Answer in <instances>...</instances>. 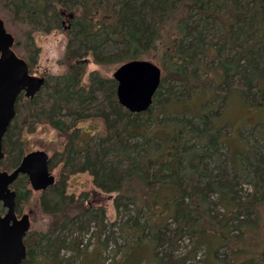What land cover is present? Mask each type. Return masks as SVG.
Instances as JSON below:
<instances>
[{
	"label": "trees",
	"instance_id": "1",
	"mask_svg": "<svg viewBox=\"0 0 264 264\" xmlns=\"http://www.w3.org/2000/svg\"><path fill=\"white\" fill-rule=\"evenodd\" d=\"M0 19L13 36L12 50L27 62L30 74L39 53V48L31 42L33 31L39 24L48 30L52 23L65 19L68 22L63 31L67 37L65 73L53 87L50 99L42 101L41 105L35 100L18 105L17 98L12 122L14 119L18 122L10 123L2 140L1 170L15 168L23 156L20 131L34 122L59 131L65 137L61 157L68 167L67 172L90 171L97 187L116 192L115 202H124L126 209L131 206L135 213L130 222L120 227V232L130 241L125 251L127 261L131 260L137 246L141 250L140 257L134 255L135 261L143 263L141 252L150 243L154 247L167 243L173 248L181 236L196 235L212 243L207 236L213 235L216 238L213 243L217 244L215 233L225 239V234L231 230L237 234L244 232L243 216L258 210L257 195L264 187V158L255 155L249 160L243 151L237 152L242 155H236L233 175L222 165H216L215 173L211 169L206 174L208 168L204 169L202 163L206 153L211 156L218 144H226L219 134L223 127L218 123L219 117L211 116L214 112L211 102L224 101L230 93H236L245 105L264 109V0H0ZM211 34L215 35L207 42ZM259 43L262 44L256 48ZM231 45L238 49L234 56H227V47ZM107 46L118 48L115 63L151 57L152 53L160 51L162 62L171 70L162 76L161 82L169 76L172 81L201 92L204 87L195 76L185 74L182 69L189 64L194 69L208 70L206 73L213 74L216 89L226 86L225 92L216 93L213 89L200 110L192 114L195 122L178 118L190 110L183 108L180 113L172 110L176 98L159 109L153 108L161 84L147 111L131 113L118 104L114 88L106 86L108 82L115 87L114 80L92 72L85 82L78 69L81 56L86 54L94 63L102 64ZM214 57L221 59L211 70L207 63ZM236 75H240L237 83L230 84L231 77ZM70 102H76V107H70ZM34 109L37 113L32 112ZM174 112L176 118L170 119ZM141 117L144 119L140 122ZM74 119L101 123L95 146L88 142L90 137L79 136V128L67 127ZM134 139L140 142H132ZM189 140L194 142L189 145ZM112 153L115 165L106 161ZM242 167L251 174L253 187L244 198L237 182ZM202 176H206L207 182L201 188L198 180ZM63 183L60 180L44 191L51 193V197L42 195L40 206L52 216V224L43 234L34 236V232H27L23 240L26 257L21 264H34L35 253L68 247L64 239L52 238L55 233L68 227L81 228L82 220L90 219V213H95L87 195L77 198L67 195ZM12 189L16 193V212L18 204L30 195L27 177L20 176ZM209 192L215 193L216 202L230 212L224 214L226 221L220 217L212 223L208 219ZM259 199L264 203L263 198ZM3 211L0 205V213ZM99 212L102 213L98 222L101 226L104 212ZM232 217L235 222L229 230L227 219ZM207 223H212V227ZM226 226L228 231L224 230ZM161 229L170 230L172 235L162 238ZM228 241L231 245L235 239ZM169 257L170 254L164 255L165 264H175ZM153 260V264H161V260ZM259 264H264V259Z\"/></svg>",
	"mask_w": 264,
	"mask_h": 264
},
{
	"label": "rangeland",
	"instance_id": "2",
	"mask_svg": "<svg viewBox=\"0 0 264 264\" xmlns=\"http://www.w3.org/2000/svg\"><path fill=\"white\" fill-rule=\"evenodd\" d=\"M67 26L68 22L65 19L61 23H52L48 27V30L39 24L38 29L33 31L31 42L39 48V53L36 58V63L30 67V72L33 76H43L45 85L32 99L25 97L22 93L18 96V105L26 104L29 100H35L38 102V105H41L42 101L50 99V95L53 93V87L58 83L60 75L65 73L64 53L67 46V37L63 31ZM215 34H211L207 42ZM261 44H256V48ZM237 49L238 47L235 45L227 47V56H234ZM117 51L118 48L115 46H107L102 64L94 63L88 54L81 56V64L78 69L83 73V81L87 82L92 72H96L103 78H111L113 80L112 74L121 64L114 62V57L117 58ZM151 55V57L145 56L142 59L151 61L159 66L162 79V76L165 73L168 74V71L171 70L167 69L166 65L162 62L163 59L160 56V51L154 52ZM220 59V57H214L213 61L207 63V67L213 70V67L216 66ZM182 69L185 74L194 75L199 84L204 88L201 92L197 93L189 85L187 86L172 81L169 76H166V79L160 83L159 95L156 98V103L153 105V108L159 109L162 104L174 102L171 100L176 98L178 100L175 101L176 104H172L175 106L172 110H176L178 113L183 112V108L190 110H184L185 112L178 116V118L195 122L192 119V114L200 110L202 103L211 95V91L217 87L212 79L213 74L206 73L208 70L204 72L203 69H194L189 64L185 65ZM239 78L240 75L231 77L230 84L237 83V79ZM106 86L113 87L114 92L116 91V82L115 87L112 86V83L108 82ZM225 87L220 86L219 90L216 89V93L218 91L224 93ZM75 103L70 102L69 106L74 108L76 107ZM211 105L214 111L211 112V116L219 117L218 123L223 125L219 130V134L223 135L221 139L226 144H218L216 151L212 150L213 153L211 156V153L204 155L202 167L205 169V166H207L208 170L206 169V174L211 169L215 173L216 165H222V168L230 175L235 174L236 169L234 163L236 155L237 157L242 155V153L240 155L237 154L240 151H243V155L249 160L255 155L256 157L262 156L264 158V109L245 105L236 93H230L224 101H220L219 99L214 100L211 102ZM37 111V109L32 110L34 113H37ZM161 116L157 119H160ZM174 118H176L175 112L170 115V119ZM143 119L144 117H141L140 122ZM17 122L18 119H14L12 123L14 125ZM69 126L79 128V136L81 135L83 138L90 137L88 142L92 146L98 143L99 137L97 133H100L102 130V125L98 120L85 119L76 122V119H74L67 123V127ZM199 127L201 129V125ZM20 139L22 140V144H20L22 155L33 150L45 151L49 156V170L55 176V183L63 180V184L65 185L64 192L67 195H73L75 198L87 195V199L92 203L93 211H95V213H90V219L89 217L85 219L87 220L86 223L85 220H82L83 224L81 228L75 226L57 231L52 238L58 240L64 239L68 247L60 248L55 252L35 253L33 255L34 264H153V258L159 259L161 260V264H165L167 258L163 257L166 254H170L169 260H172L175 264H180V262L181 264L261 263L263 259L262 250L264 248V203L260 202L261 200L259 198L264 199V187L261 188V192H258L257 195V200L259 201L257 213L253 212L247 216H243V224H246L244 232L239 234L232 232L231 227L235 222L232 220V217L231 219H227V225L231 231L228 235L225 234L224 238L227 236L225 239L222 237L219 238V235L215 233L218 237L217 244L213 243L214 241L216 242V238L213 235L207 236L209 238L208 241L211 239L213 241L212 243H207L203 238L196 235L181 236L175 241L173 248L170 245L168 246L167 243H161L160 245L158 243L155 247L154 244L152 245L150 243L145 251L142 249L143 252L141 254L144 256H142L143 263L137 260L135 261L134 255L136 258L140 257L141 250L137 246L134 248L131 260L127 261L125 259V251L130 245V241L120 232V227H122L123 223L130 222L132 217H134L135 213L132 212L131 206L126 209L124 202H115L116 192L103 191L97 187L94 182V176L90 171L68 173V167L64 164L61 157L65 147V137L60 135L59 131L51 126L34 122L28 129L25 128L20 131ZM132 142H140V140L134 139ZM193 142L194 140H189L188 144L191 145ZM106 161L115 165L116 158L114 154L108 155ZM119 167H124V164L121 163ZM241 172L242 174H237V182L238 188L242 190L241 195L244 198L248 193H251L253 187L249 171L242 167ZM206 182V176H202L198 180L201 188ZM42 195L46 198L51 197V193L49 192L30 190V195L18 204L16 211L20 214H29V232H34V236L37 235L36 233H46L52 224V216L50 217V215L41 209L40 199ZM216 197L217 195L212 192H209L207 195L208 219L212 223L219 220L220 217V220L226 221L224 214L227 215L230 213L224 205L216 202ZM99 210H103L104 212V219L101 226L98 225L102 214ZM212 223H207V225L212 227ZM161 230L162 238L167 239L172 235V232L168 229ZM224 230L228 231L227 226ZM231 239H235V241L230 245L228 240ZM231 246L235 252L234 250L231 251ZM53 254H55L54 257H52Z\"/></svg>",
	"mask_w": 264,
	"mask_h": 264
},
{
	"label": "water",
	"instance_id": "3",
	"mask_svg": "<svg viewBox=\"0 0 264 264\" xmlns=\"http://www.w3.org/2000/svg\"><path fill=\"white\" fill-rule=\"evenodd\" d=\"M14 39L0 19V161L3 159L2 140L15 116V103L20 93L32 99L44 86L45 79L29 73L27 62L12 50ZM116 82L118 104L131 113L147 111L161 83V69L155 63L132 59L121 63L112 74ZM25 175L32 191H45L54 185L49 170V156L43 150L25 153L10 171L0 169V264H21L26 257L23 240L29 231L28 214L15 215L16 193L12 184ZM264 259V248L262 250Z\"/></svg>",
	"mask_w": 264,
	"mask_h": 264
},
{
	"label": "flooded vegetation",
	"instance_id": "4",
	"mask_svg": "<svg viewBox=\"0 0 264 264\" xmlns=\"http://www.w3.org/2000/svg\"><path fill=\"white\" fill-rule=\"evenodd\" d=\"M32 75V74H31ZM43 77V76H42ZM22 93H20L19 95H21ZM24 95V94H23ZM30 152V151H29ZM27 153V152H26ZM8 171H10V170H8ZM51 172V171H50ZM52 174V173H51ZM53 175V174H52ZM22 176V175H21ZM54 176V175H53ZM20 177V176H19ZM55 177V176H54ZM28 181V180H27ZM28 185H29V183H28ZM11 189H12V186H11ZM38 192H42V191H38ZM4 213H0V215H3ZM15 215H16V218L17 219H20L21 217H22V215L23 214H20V213H15ZM28 216H29V214H28ZM29 220H30V216H29ZM24 242V241H23Z\"/></svg>",
	"mask_w": 264,
	"mask_h": 264
}]
</instances>
